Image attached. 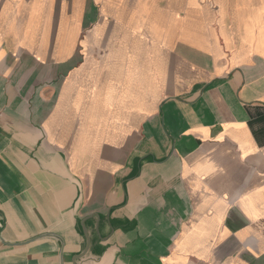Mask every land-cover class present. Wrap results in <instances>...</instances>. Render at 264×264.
Masks as SVG:
<instances>
[{"label":"crops","instance_id":"1","mask_svg":"<svg viewBox=\"0 0 264 264\" xmlns=\"http://www.w3.org/2000/svg\"><path fill=\"white\" fill-rule=\"evenodd\" d=\"M87 216L92 264H264V0H0V264Z\"/></svg>","mask_w":264,"mask_h":264},{"label":"water","instance_id":"2","mask_svg":"<svg viewBox=\"0 0 264 264\" xmlns=\"http://www.w3.org/2000/svg\"><path fill=\"white\" fill-rule=\"evenodd\" d=\"M93 216H97V215L95 214ZM91 217L92 216H87L81 220L82 234L86 239V245L81 251L77 252L72 257V263L73 264H92L91 262L94 261V258H92L90 255L92 240H91V236L89 234L88 227L86 225V221ZM49 237H54V238L60 239L59 235L52 233V232H47V233L38 234V235L32 236L28 239L20 240V241H7L1 236V241L3 244L9 245V246H23V245H28L34 241L44 239V238H49ZM61 242H62L61 257L63 258L64 241L62 240Z\"/></svg>","mask_w":264,"mask_h":264},{"label":"bare ground","instance_id":"3","mask_svg":"<svg viewBox=\"0 0 264 264\" xmlns=\"http://www.w3.org/2000/svg\"><path fill=\"white\" fill-rule=\"evenodd\" d=\"M40 219V221H41V219L42 218H39ZM37 224H38V226H39V221L37 222ZM33 226V223H32V221L30 220L27 224H26V227H32ZM13 236H16L15 234H13ZM36 263V261H31V262H29V264H35Z\"/></svg>","mask_w":264,"mask_h":264},{"label":"rangeland","instance_id":"4","mask_svg":"<svg viewBox=\"0 0 264 264\" xmlns=\"http://www.w3.org/2000/svg\"><path fill=\"white\" fill-rule=\"evenodd\" d=\"M104 44L106 45V42Z\"/></svg>","mask_w":264,"mask_h":264}]
</instances>
